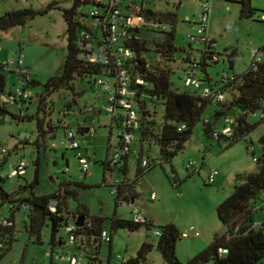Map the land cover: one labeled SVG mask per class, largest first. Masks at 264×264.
<instances>
[{
  "label": "rangeland",
  "instance_id": "374dc122",
  "mask_svg": "<svg viewBox=\"0 0 264 264\" xmlns=\"http://www.w3.org/2000/svg\"><path fill=\"white\" fill-rule=\"evenodd\" d=\"M146 8H152L162 12H177L179 23L175 32V44L180 49L188 52L193 50L194 57H201L200 51L205 46L196 43L191 37H197L198 31L195 22H199L203 16V1L205 0H140ZM242 0H210V28L208 38L215 41V52L220 57V62H209L207 72L212 79L214 88H223L225 75L241 77L252 64L253 53L264 47V0L249 1L256 14L252 18L241 17ZM74 0H0V18L5 14L31 9L41 12L27 25L12 28L0 32V62L8 63L24 57L25 70L32 79L43 84L51 77L62 75L68 56V35L65 11L73 8ZM93 6L83 4L77 9L76 22L84 23V16H88ZM167 28L165 32H170ZM165 33L154 30L152 24H147L140 38L149 42V53L144 55L150 66L156 65L153 50L157 43L165 39ZM77 43V42H76ZM236 52L234 68L229 67L228 56ZM183 52L177 54L176 62L172 64V82L174 89L184 92L191 90L185 86L186 64L182 61ZM158 61V60H157ZM14 70L10 71V70ZM9 89L23 85L17 66H11L7 71ZM202 80H206V74L199 73ZM206 84V82H204ZM41 88L33 89L34 97L28 113L37 110L39 104L38 93ZM231 98V93H229ZM143 100L148 102L151 117L156 123V131L161 132L164 125L165 108L162 104H151L148 97ZM53 102L52 120L55 126H59L66 113H70L69 122L77 133L81 150L89 160V170L85 172L76 157V151L70 148L69 142L63 130L57 131L58 138L52 142L48 149L42 150V165L40 170V184L36 188L39 196L56 193L63 183H71L67 189L71 192L66 198L67 209L63 215L66 224L73 225L81 217L87 214V224L97 218L104 219V231L113 236L111 264H126L129 260L137 258L144 244L152 245V250L143 264H168L157 249L158 238L154 229H148L142 225L137 231L129 229L112 230L115 218L134 221L136 211L142 213L153 222L156 228L174 224L181 233L194 228L200 237L191 236L180 238L177 251L182 259L195 257L199 251L210 245L216 236L227 232L226 226L221 222L217 214V207L225 199L230 197L237 185L238 176L255 174L259 172L256 157L261 155L260 138L264 134V124H259L256 129L244 139L229 145L222 140L221 143L209 139L204 132V124L215 123L218 131L226 126H231L233 115L216 119L215 112L221 107L211 104L205 111L202 121L194 128L191 138L186 143L183 151L179 152L172 164L157 165L145 175L138 178L139 162L134 155L128 161V172L124 173V161L119 166L106 169L104 162L114 158L118 148V129L111 128L112 118L105 109V98L101 89L90 82V78H82L77 85L76 94L68 92L56 93ZM75 102V103H74ZM73 103V108L67 111V105ZM11 112L19 113L17 108L11 107ZM140 111V109L138 108ZM101 112V113H99ZM252 123L261 121V113L250 115ZM87 124L91 125L90 135L82 129ZM79 129L81 133L78 132ZM83 131V132H82ZM37 137L36 122H17L7 119L0 124V145H3L10 153L9 162L0 170V176L9 174L21 161L28 164L26 174L21 178L1 181L2 188L14 196L13 202H6L0 210V219L13 218L15 222V241L11 247L5 246L2 250L0 264H50L51 255L55 251L54 259L57 264H66L59 257H65L72 253L74 247L68 244V235L64 228L57 234L65 244L62 247H54L52 241V224L47 220L41 234V241L32 236L27 229L29 211L23 207L18 208L17 199L29 194L28 191L20 192L28 183L35 179L37 165L35 164L38 152L33 145H23V141ZM137 139L139 136L137 135ZM16 146H19L16 149ZM248 146L253 147L248 150ZM141 143L133 146V151L140 152ZM160 146L149 142L143 144L145 153L152 157H160ZM193 162L199 172L192 176L188 165ZM174 167L176 174L172 171ZM219 172L216 182L207 184V179L212 172ZM178 177L181 182L174 183ZM124 181L132 190L126 192L129 200H121L117 203L113 189L118 190L117 182ZM153 195L156 196L153 199ZM134 197V198H132ZM134 200V203L132 201ZM1 204V199H0ZM264 202L258 204L257 222L264 221ZM77 245L82 252L90 248L84 234L77 235ZM92 243V241L90 242ZM110 244L102 243L99 254L103 264H107L110 258ZM201 252V251H200ZM121 257V259H119ZM206 264H215L210 261Z\"/></svg>",
  "mask_w": 264,
  "mask_h": 264
},
{
  "label": "trees",
  "instance_id": "16d2710c",
  "mask_svg": "<svg viewBox=\"0 0 264 264\" xmlns=\"http://www.w3.org/2000/svg\"><path fill=\"white\" fill-rule=\"evenodd\" d=\"M240 3L242 7L241 17H254L256 10L252 8L250 2L242 0ZM83 4H89V2L87 0H74L73 8L66 10L64 14L67 22L69 52L62 75L51 77L43 84L38 80L32 79L24 67L18 68L19 76L24 81L23 85H20L21 87L31 91L36 88L42 89L37 95L39 97V104L34 113H28V110L31 109L30 104L33 98L29 101H22L20 107L2 103V96L13 89L7 91V71L10 67L8 65L0 66V124L4 123L7 119H13L19 123L35 121L37 126L36 139L34 141L27 139L21 143L25 146H35L38 157L35 162L37 165L35 179L18 191V193L22 191L29 192L26 196L17 199L19 203L18 208L23 207L29 211L27 229L32 236L37 237L38 241H41L42 230L47 220H50L52 224V241L54 247H62L65 244L62 238L57 237V234L61 228L65 229L68 226V224L64 226L66 218L63 213L67 209L66 198L71 194L67 187L71 183H63L58 192L50 195L39 196L36 193V188L40 184L42 150L48 149L49 145L57 140V131L63 130L66 133V128L61 126V120H59V126L53 124V102L51 99L56 93L63 91L76 94L79 80L82 78H90V82L94 83V78L102 73L100 65H94L79 57V50L76 42L79 39L82 25L76 22L75 16L78 7ZM136 4L141 8L139 15L147 23L166 25L171 29L169 33L161 31L165 33V39L157 43L153 50V57L156 59V65L150 66L147 62V57L144 54L152 50L150 49L149 42L140 38L147 26L136 30V38L128 42L129 47L135 50L137 54H141L140 58L136 59V65L131 72L134 80L138 78L144 81V85L141 87L137 85L133 86V88L137 90V96L140 98L148 97L151 104L160 103L165 108L164 125L161 132L158 133L156 131V123L153 119H150L151 114L149 110L146 109L148 108L149 101L140 99V108L146 111V115L144 114L142 116V126L137 134L139 139H137L135 144L141 143L142 149L140 152L142 154L152 157L144 152L143 144L145 142H149L150 145L155 143L161 148V155L158 157L161 163L158 165L164 166L165 163L172 164L173 158L184 150L186 143L191 138L194 128L202 121L206 109L211 104L221 107L215 112L216 119L219 120L228 115H233L234 117L233 124L231 125L233 130V136L231 138L220 137L219 139H215L214 134L221 131H218L215 123L207 122L204 124L206 136L215 142L221 143L222 140H225L229 142V145H232L244 139L253 132L259 124H264V115H262L264 111V62L259 64L256 69L249 68L241 77L233 75L235 77L233 81L224 83L221 90L228 93V99L224 104H214L210 100L203 98L198 91L186 90L180 92L174 89L171 79L174 72L172 64L176 62L177 54L183 52L185 56L182 57V61L187 66L185 70V72H187L190 65L194 63L193 58L195 57L192 49L188 52L186 49L178 48L175 44V32L179 23L178 13L170 11L162 12L149 7L146 8L143 1L141 3L138 1ZM39 14L42 13L31 9L9 12L0 18V32L25 26ZM85 17L86 16H84V18ZM154 30L157 29L154 28ZM261 51L264 52V47ZM235 60L236 52L233 51L228 56L229 67L231 69L234 68ZM208 66L207 58L203 56L199 63V71L206 74V80H204L206 83L212 80L207 72ZM10 71L14 72V70ZM229 93L232 95L231 98ZM73 105V103H69L67 105V111L70 112ZM11 107H16L19 113L11 112ZM257 112L261 113V121L259 123H252L249 120V116L255 115ZM182 126H185V128L182 129ZM81 130L82 129H79L78 132L81 133ZM259 143L261 146V155L256 157L259 172L238 176L234 193L217 207L218 217L226 226L227 232L224 235L216 236L213 242L195 257L186 262L178 258L177 244L179 239L182 238V233L174 224H167L156 228L153 222L148 219L146 223L138 224L134 221L115 218L112 223V230L129 229L134 232L142 225H146L148 229L153 228L154 231H160L161 236L157 237V249L168 264H206L210 261H214L215 264H262L264 262V221L257 222L256 214L258 213V204L264 202V134L260 138ZM18 147L19 146H16V149ZM250 149L251 146H248L249 151ZM252 153L255 155L254 151ZM131 155L134 154L130 153L122 156L116 163L107 159L104 162L106 169H112L113 166L117 168L121 161H124L122 171L127 173L128 161ZM9 157L10 153L0 158V170L6 167L9 162ZM156 166L157 165L154 164L150 165L148 168H142L139 162L138 178L142 177ZM172 171L176 174L173 166ZM192 175L193 174H191V176ZM5 180L8 179L0 176V182ZM173 181L174 183L181 182L177 176ZM115 185L118 186V190L113 189V194L116 195L117 203L121 200H129V197L126 196V192L132 190L129 184L122 181L117 182ZM114 191L116 192L114 193ZM0 199V210L4 203L13 202L15 200L14 196L6 192L1 184ZM52 202H57L56 212H52L51 210ZM261 209L263 210L264 208L261 206ZM81 216H84L85 222L83 226H78L77 235L84 234L90 246L89 250L84 253L93 264H103L99 254L101 252L102 243L105 242L103 241V234L106 233L104 231V219L97 218L92 221V225L90 226L86 223L87 214L82 213ZM7 220L10 225H0L1 251L5 246L10 248L15 241L14 219L8 218ZM109 236L111 237V241L108 242L111 247V252L109 263L107 264H111L112 259L113 236ZM91 241L92 243H90ZM152 247V245L144 244L139 256L129 260L126 264L145 263L146 257L152 250ZM74 250L82 252L78 245L74 247ZM222 250H227V253L221 255ZM54 254L55 251H53L51 255L50 264H57L54 259Z\"/></svg>",
  "mask_w": 264,
  "mask_h": 264
},
{
  "label": "built area",
  "instance_id": "2783aa9c",
  "mask_svg": "<svg viewBox=\"0 0 264 264\" xmlns=\"http://www.w3.org/2000/svg\"><path fill=\"white\" fill-rule=\"evenodd\" d=\"M89 5L93 8L88 16L85 17V22L81 23L82 28L77 41L79 50V57L92 63L100 65L102 73L94 78V83L97 85L105 98V109L112 118L111 128L118 129V148L114 154L112 161L118 162L122 156L127 154H134L137 161L141 163L142 168H148L150 165H158L161 163L158 157H148L141 152L133 151V146L137 141V134L142 126V116L145 110L140 108V98L137 96V90L133 88L134 85L141 87L144 85L142 79H133L132 70L136 65V52L128 46V42L132 41L135 37V31L142 29L147 23L139 14L141 8L136 2L140 0H87ZM135 3V4H134ZM203 16L199 22H195L197 27L198 36L191 37L196 43L204 45V50L200 51L201 57L193 58L194 63L186 72L185 86L191 90L200 92L203 98H206L214 104H224L228 99V93L217 90L211 82L204 84V80L199 77V63L202 57L207 58V62L219 63L220 57L215 52V41L208 38L210 28V0L203 1ZM152 26L159 31H166V25ZM24 57L20 56L18 60H11L8 63H1V65L17 66L18 68L24 67ZM264 62V52L257 51L252 55V64L250 68L256 69L257 66ZM234 76L225 75L223 83H229L234 80ZM15 91H10L2 96V103L12 106L20 107L22 101H29L34 97V92L23 88L16 87ZM140 109V111L138 110ZM68 115V116H67ZM264 115V111L262 112ZM70 113H66L61 120V126L66 128L65 137L69 142L70 148L76 151V157L79 160L83 170L88 172L90 164L88 157L84 155L81 150V145L78 142L77 133L71 128L69 122ZM185 126H182L184 129ZM181 130V129H180ZM233 130L231 126H226L221 132L214 134L215 139L220 137L231 138ZM253 152V147H251ZM9 154V151L0 145V158ZM257 161V158H255ZM28 164L25 160H21L12 170L6 175L5 179H16L23 177L26 174ZM195 164L191 162L188 165L189 170H195ZM195 172H199L196 171ZM219 172H212L208 179L207 184L212 185L216 182ZM116 191H114L115 193ZM156 198L155 195L152 197ZM57 202L51 203L52 212H56ZM134 219L135 223L144 224L147 218L136 211ZM0 225H10L7 219H0ZM79 227L76 224L68 225L65 231L68 235V244L75 247L77 245V231ZM155 236L160 237L161 232L155 230ZM191 236L200 237V234L194 228L182 233L183 238ZM103 241L110 242L111 237L103 234ZM227 250H222L221 255L226 254ZM2 251L0 247V257ZM65 261L66 264H93L84 252L75 251L59 257ZM121 259V257H119Z\"/></svg>",
  "mask_w": 264,
  "mask_h": 264
},
{
  "label": "crops",
  "instance_id": "0c3cea01",
  "mask_svg": "<svg viewBox=\"0 0 264 264\" xmlns=\"http://www.w3.org/2000/svg\"><path fill=\"white\" fill-rule=\"evenodd\" d=\"M24 65H25V61H24ZM11 70H12V69H11ZM99 113H101V112H99ZM82 129H84V130L87 132L88 135H90V132H91V130H92L91 125H89V124H87V123H86L85 126H83ZM194 169L197 171L196 168H194ZM195 170H189V171H190L191 174H194V173H195ZM199 173H200V171H199ZM132 203H134V200L132 201ZM220 204H221V203H220ZM147 219H148V218H147ZM148 220H149V219H148ZM208 246H209V245H208ZM208 246H207V247H208ZM207 247H206V248H207ZM206 248H204V249H206ZM204 249H202V250H204ZM202 250H201V249H198L199 252L202 251ZM177 251H179V249H177ZM177 254L179 255L178 252H177ZM179 257H180V259H182L180 255H179ZM108 263H109V261H108ZM262 264H264V262H263Z\"/></svg>",
  "mask_w": 264,
  "mask_h": 264
},
{
  "label": "water",
  "instance_id": "95a60500",
  "mask_svg": "<svg viewBox=\"0 0 264 264\" xmlns=\"http://www.w3.org/2000/svg\"><path fill=\"white\" fill-rule=\"evenodd\" d=\"M140 56H141V54L138 53V54H137V58H140ZM84 222H85V218H84V216H81V217H79V219L77 220L76 225H78V226H83Z\"/></svg>",
  "mask_w": 264,
  "mask_h": 264
}]
</instances>
